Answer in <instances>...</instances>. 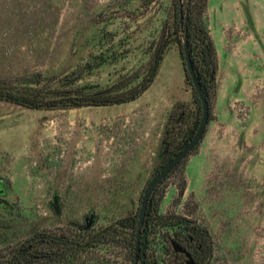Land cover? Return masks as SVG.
<instances>
[{
	"label": "rangeland",
	"instance_id": "obj_1",
	"mask_svg": "<svg viewBox=\"0 0 264 264\" xmlns=\"http://www.w3.org/2000/svg\"><path fill=\"white\" fill-rule=\"evenodd\" d=\"M206 1L218 60L210 122L163 183L156 213L209 233L206 264H264V0ZM192 2L182 0L189 17ZM179 19V0H0V82L50 103L130 94L168 42L135 101L79 109L0 102V246L138 215L167 147L183 142L201 107ZM180 230H156L151 251L165 264H192L172 243Z\"/></svg>",
	"mask_w": 264,
	"mask_h": 264
},
{
	"label": "trees",
	"instance_id": "obj_2",
	"mask_svg": "<svg viewBox=\"0 0 264 264\" xmlns=\"http://www.w3.org/2000/svg\"><path fill=\"white\" fill-rule=\"evenodd\" d=\"M206 2V0H199L198 2L194 0V5L190 9L188 29L189 44L195 69L209 100L215 90V74L218 60L214 42L203 24V10L205 9ZM177 27L181 28L180 22H178ZM167 48V41L161 44L154 56V62L140 86L134 88L128 95H121L117 98L103 101L78 96L71 98L67 102L58 101L50 103L40 100L41 98L29 97L25 91L23 92L21 88L15 87L14 84L0 82V102L15 103L32 109H54L64 105V103L72 109L129 103L141 97L152 85L158 75ZM187 79L190 81L189 77ZM29 89L31 90V88ZM194 98L196 102H199L195 92ZM200 118L201 107L183 142L173 149L167 147L166 154L155 175L164 169L194 137L200 123ZM163 183L156 189L149 203L141 242L139 264H165L156 256L155 251H151L155 233L159 227H166L171 231L181 227L182 232L180 230V234L183 235L184 240L179 241L175 239L172 242L174 247L182 248L184 251L187 248L186 254H181L180 257L185 260L183 255H187L188 259L193 261L194 264H206V261L212 256V242L209 233L205 229L197 227L189 228L188 223L184 220L161 222V218L158 217L156 208L159 202V191ZM137 221L138 215L121 219L96 232H93L90 227L76 228L75 226L69 228L67 231L44 229L29 234L25 239L19 238L16 241L4 240L0 246V264H134L133 251ZM190 233H192L190 237H193L191 242L189 241L190 237L188 238V234ZM190 248L193 253H190ZM119 249L127 253L122 254L121 260L120 256L115 254Z\"/></svg>",
	"mask_w": 264,
	"mask_h": 264
},
{
	"label": "water",
	"instance_id": "obj_3",
	"mask_svg": "<svg viewBox=\"0 0 264 264\" xmlns=\"http://www.w3.org/2000/svg\"><path fill=\"white\" fill-rule=\"evenodd\" d=\"M180 1V26L181 28L185 26V36L182 47V53L184 57L185 70L191 81L193 89L198 97V100L201 105V118L198 129L194 137L188 142V144L162 169L157 173L148 183L147 187L144 190L140 209L138 212V221L134 245V264H139L140 253H141V242L143 237V230L145 227V221L148 214L149 203L152 195L156 189L177 169L181 166L182 162L189 157L193 151L198 147L202 141L207 127L210 122V103L207 97V94L202 86L200 79L198 78L195 64L192 58V52L189 44V9L187 8L185 14L183 12L182 0ZM90 227V226H89Z\"/></svg>",
	"mask_w": 264,
	"mask_h": 264
},
{
	"label": "flooded vegetation",
	"instance_id": "obj_4",
	"mask_svg": "<svg viewBox=\"0 0 264 264\" xmlns=\"http://www.w3.org/2000/svg\"><path fill=\"white\" fill-rule=\"evenodd\" d=\"M197 228H200V227H197ZM190 236H192V233H190V235H188V238H189ZM192 239H193V237H190V238H189V241L191 242ZM178 240H179V241L184 240L183 236L181 237V239H178ZM179 241H178V242H179ZM179 243L183 246V244H182L181 242H179ZM180 250L182 251L183 249L181 248ZM186 252H187V248H186V251L183 250L182 254H186ZM190 253H193V251H192L191 248H190ZM183 256H184L185 259H188V256H187V255H186V256L183 255ZM191 262H192V264H194L193 261H191Z\"/></svg>",
	"mask_w": 264,
	"mask_h": 264
}]
</instances>
